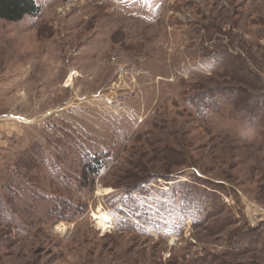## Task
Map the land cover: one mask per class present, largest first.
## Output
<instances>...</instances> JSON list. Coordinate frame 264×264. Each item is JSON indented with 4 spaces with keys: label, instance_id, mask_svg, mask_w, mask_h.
<instances>
[{
    "label": "rangeland",
    "instance_id": "rangeland-1",
    "mask_svg": "<svg viewBox=\"0 0 264 264\" xmlns=\"http://www.w3.org/2000/svg\"><path fill=\"white\" fill-rule=\"evenodd\" d=\"M35 2L0 20V264H264V0Z\"/></svg>",
    "mask_w": 264,
    "mask_h": 264
},
{
    "label": "trees",
    "instance_id": "trees-1",
    "mask_svg": "<svg viewBox=\"0 0 264 264\" xmlns=\"http://www.w3.org/2000/svg\"><path fill=\"white\" fill-rule=\"evenodd\" d=\"M40 11V7L38 4L35 2V0H0V20H4L6 22H13V21H18L22 19L25 15H30L34 16L37 15V13ZM213 95V94H212ZM206 96L204 98H193V100L198 101L200 106L197 111V114H203V109L205 106H209V100H213L211 96ZM209 97V98H207ZM209 99V100H208ZM246 98H244L245 100ZM191 102V101H190ZM101 156H95L94 159H90L88 161H84V170L82 171V178L87 180V178L92 175L93 177L99 174L101 169L103 168L104 164L102 163ZM154 178V177H152ZM140 189V185L137 184L136 186H133L127 191L131 192H137ZM189 202V201H188ZM187 202H184V204ZM3 204V203H2ZM68 210V205H63L60 208L56 207L54 208L53 212L56 215H61L62 213L66 212ZM141 223L146 224L148 222L147 219H144L142 217L139 218ZM134 227L141 229L144 227L135 224Z\"/></svg>",
    "mask_w": 264,
    "mask_h": 264
},
{
    "label": "bare ground",
    "instance_id": "bare-ground-1",
    "mask_svg": "<svg viewBox=\"0 0 264 264\" xmlns=\"http://www.w3.org/2000/svg\"><path fill=\"white\" fill-rule=\"evenodd\" d=\"M92 215L100 228L105 229L109 226L110 216L106 210L97 207L96 210L92 212Z\"/></svg>",
    "mask_w": 264,
    "mask_h": 264
},
{
    "label": "water",
    "instance_id": "water-1",
    "mask_svg": "<svg viewBox=\"0 0 264 264\" xmlns=\"http://www.w3.org/2000/svg\"><path fill=\"white\" fill-rule=\"evenodd\" d=\"M96 220V219H95Z\"/></svg>",
    "mask_w": 264,
    "mask_h": 264
}]
</instances>
